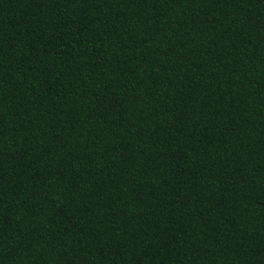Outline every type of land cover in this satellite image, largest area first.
Masks as SVG:
<instances>
[{
	"label": "trees",
	"instance_id": "obj_1",
	"mask_svg": "<svg viewBox=\"0 0 264 264\" xmlns=\"http://www.w3.org/2000/svg\"><path fill=\"white\" fill-rule=\"evenodd\" d=\"M0 264H264V0H0Z\"/></svg>",
	"mask_w": 264,
	"mask_h": 264
}]
</instances>
